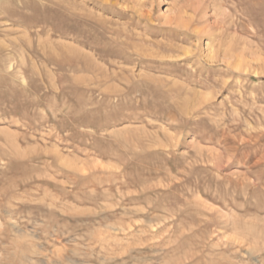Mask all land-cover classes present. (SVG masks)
I'll return each mask as SVG.
<instances>
[{
    "label": "rangeland",
    "instance_id": "1",
    "mask_svg": "<svg viewBox=\"0 0 264 264\" xmlns=\"http://www.w3.org/2000/svg\"><path fill=\"white\" fill-rule=\"evenodd\" d=\"M0 264H264V0H0Z\"/></svg>",
    "mask_w": 264,
    "mask_h": 264
},
{
    "label": "bare ground",
    "instance_id": "2",
    "mask_svg": "<svg viewBox=\"0 0 264 264\" xmlns=\"http://www.w3.org/2000/svg\"><path fill=\"white\" fill-rule=\"evenodd\" d=\"M228 47H229V46H228ZM94 60H95V59H94ZM91 63H92V62H91ZM238 65H239V64H238ZM238 65H237V66H238ZM239 66H240V65H239ZM237 68H238V67H237ZM239 69H240V68H239Z\"/></svg>",
    "mask_w": 264,
    "mask_h": 264
}]
</instances>
